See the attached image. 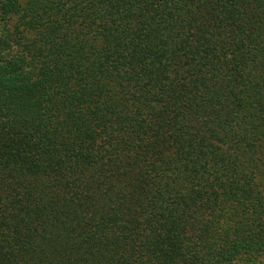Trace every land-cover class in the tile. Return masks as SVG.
I'll return each instance as SVG.
<instances>
[{
	"label": "trees",
	"instance_id": "trees-1",
	"mask_svg": "<svg viewBox=\"0 0 264 264\" xmlns=\"http://www.w3.org/2000/svg\"><path fill=\"white\" fill-rule=\"evenodd\" d=\"M0 264H264V0H0Z\"/></svg>",
	"mask_w": 264,
	"mask_h": 264
}]
</instances>
